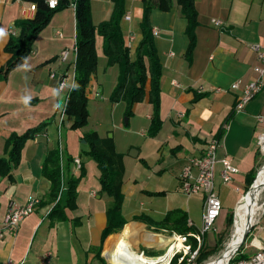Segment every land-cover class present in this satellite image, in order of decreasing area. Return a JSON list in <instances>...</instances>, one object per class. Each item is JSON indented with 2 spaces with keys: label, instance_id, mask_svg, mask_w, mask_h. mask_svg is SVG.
<instances>
[{
  "label": "crops",
  "instance_id": "0c3cea01",
  "mask_svg": "<svg viewBox=\"0 0 264 264\" xmlns=\"http://www.w3.org/2000/svg\"><path fill=\"white\" fill-rule=\"evenodd\" d=\"M59 1L66 2L67 6L56 12L37 35L24 61L0 80V158L8 157L5 140L10 133L22 134L43 126L34 138L25 142L19 162L12 165L11 176H0V264H109L108 245L118 239H123L132 253L165 250V241L176 232L171 224L166 228L158 224L169 212L178 211L186 223L190 221L191 232L202 225L204 198L184 196L178 175L187 160L201 156L213 138L219 139L214 188L222 208L230 212L236 209L248 187V177L257 170L260 161L257 137L264 133V86L240 112L233 110L240 91H231L230 86L237 80L244 85L254 78L252 67L256 64V55L250 45L264 40V0H195L197 25L189 57L186 20L176 1L173 0V8L168 12L151 11L149 23L151 31L158 30L152 36L161 64V126L154 136H148L152 106L147 98L133 106V115L124 122L127 129L116 125L123 134L113 141L115 151L122 157L121 214L125 224L103 242L101 233L111 198L100 192L95 162L85 155L88 146L82 141L91 131L100 138L111 137L108 132L102 134L88 124L71 130V119L64 117L61 121L63 110L55 107L67 99L69 90L65 88L61 97H56L53 89L58 88L62 75H67L68 85L71 71L74 80L75 62V0ZM29 4L33 3L0 0V28L6 32L0 39V68L11 57L5 52V46L11 36L19 34L17 23L26 19ZM90 4L94 25L108 20L112 9L110 0H90ZM141 18L142 0H127L121 28L126 44L132 38L131 53L141 40ZM212 19L220 20L221 26L215 27ZM95 49L97 67L86 88L88 105L95 95L108 100L119 75L116 65H107L100 36L96 37ZM64 50L67 56L63 61L60 53ZM26 94L32 97L27 106L21 101ZM111 107L117 110L118 118H126L122 102L111 103ZM223 123L227 129L222 133ZM54 148L64 157L80 158L84 175L86 172L77 188L75 208L66 210L67 219L63 221L49 218L50 182L41 175L45 156ZM132 149L137 151L135 157L129 155ZM223 158L229 159L237 169L226 184L220 175ZM86 162L90 166L88 171ZM70 173L79 174L73 164ZM29 198L38 200L35 210L19 223L13 235H2L3 216L9 205H22ZM214 234L213 231L205 235V245L212 244L210 238ZM106 240L108 245L104 249ZM252 240L264 247V211L255 223ZM255 250L247 244L240 254L248 258Z\"/></svg>",
  "mask_w": 264,
  "mask_h": 264
},
{
  "label": "trees",
  "instance_id": "16d2710c",
  "mask_svg": "<svg viewBox=\"0 0 264 264\" xmlns=\"http://www.w3.org/2000/svg\"><path fill=\"white\" fill-rule=\"evenodd\" d=\"M22 1L35 4L37 10L32 19H24L17 23L19 34L11 36L5 46V52L9 53L11 57L0 68V80L5 79L10 71L24 61L30 53L37 35L48 25L56 12L67 6L66 2L59 1L54 9H50L45 0ZM110 1L112 9L109 18L98 25L92 23L90 0L74 1L75 62L73 85H78V88L75 90L71 88L69 91L66 99L67 106L63 112L65 118L71 119L69 126L71 130H78L87 126L89 110L86 88L90 76L97 67L95 40L97 36H100L103 39V54L107 59V65H116L119 70L117 84L112 90L109 100L112 103L122 102L125 116L130 117L133 115V106L147 98L152 106L151 123L147 131L148 136L151 137L159 131L161 126L159 116L161 64L151 34L149 17L152 10L170 11L173 8V0H142V18L139 23L141 40L133 53H131L125 42L121 28V21L126 14L127 0ZM175 1L182 17L186 20V35L189 39L186 53L187 57H189L194 47V28L197 25L195 0ZM42 127L40 125L28 129L22 134L10 133L5 140V150L8 157L7 159L0 158V176H11L12 165H16L19 162L20 152L25 142L34 138ZM83 139L88 146L85 155L95 162L98 171L100 192L111 198L106 211V225L101 233V242H103L108 235L120 231L125 224L121 214L123 201L121 192L122 157L115 151L111 138H100L96 132L91 131L87 132ZM60 155L62 153L58 148L48 151L41 167V175L50 182L49 203L52 204V208L49 218L51 221L67 219L66 210L75 208L76 188L84 176L82 166L78 176L71 175L70 168L73 164V158L71 156L61 157ZM255 174L256 171L249 175L247 189L251 186ZM63 188H65V192ZM63 192L64 197H62ZM230 222L231 216L228 215L227 224H230ZM185 223L186 218L183 215L178 211H171L166 215L163 222L158 224V227L166 228V226L170 227L171 224L177 234H186L190 229L185 226ZM189 242H191L192 249H194L196 245L191 238H189ZM206 257L207 254L202 252L201 246L193 264H199ZM241 258L243 257L238 255L236 260ZM171 264H177V259L174 258ZM178 264L188 263L182 261Z\"/></svg>",
  "mask_w": 264,
  "mask_h": 264
},
{
  "label": "built area",
  "instance_id": "2783aa9c",
  "mask_svg": "<svg viewBox=\"0 0 264 264\" xmlns=\"http://www.w3.org/2000/svg\"><path fill=\"white\" fill-rule=\"evenodd\" d=\"M58 2L59 0H45V3L50 9H54L58 5ZM36 10L37 7L35 4H29V6L25 10L26 19H32L35 16ZM125 18L128 19V16H126ZM211 23L215 27H219L222 24L220 20L216 19H212ZM151 34L153 36L157 35L158 30L152 29ZM131 39L132 38H130V41ZM130 41L127 43L128 47L130 45ZM250 47L256 55V64L252 67L254 78L244 85H242V82L240 80H237L231 84V91H240V94L236 98L233 109L235 112L243 111L247 103L252 100L264 86V40L261 43L252 44L250 45ZM66 56V50L60 53V57L63 61L66 59ZM67 78V75H62L59 78L58 88L62 84L64 85L63 90L67 87ZM71 88L72 86L69 88V91L71 90ZM182 115L183 114H180V116ZM64 117L65 115L62 111L60 115L61 121ZM259 120H261V118H259ZM226 129L227 124L223 123L221 125L220 131L223 133ZM218 146V138L209 140L204 148L202 155L199 157L188 159L178 175L181 193L184 196L190 197L193 195H202L204 198V211L200 229L195 232L189 231L186 234L172 233L170 235L169 242L166 246V251L164 252V254L157 257H147L148 259H163L170 248L174 246L176 242H180L181 248L174 249L170 255L169 260L165 264H171L174 258L177 259V264L182 261H186L188 264H193L199 249L203 245V237L210 231H215L213 225L222 209L221 201L214 188V169L215 164L218 161L216 158ZM257 146L260 156H264V133L258 135ZM60 156L62 157V155ZM221 163L223 168L220 172V175L222 178V182L226 184L230 181L231 175L237 173V169L231 165L230 160L227 158H223L221 160ZM73 167L75 168V171H80V158H73ZM93 194L94 193H92V195ZM242 197L240 198V200L242 199ZM37 204L38 200L32 198H29L22 205H15L11 203L3 216L2 235H4L5 233L10 236L13 235L19 223L35 210ZM192 226V223L190 221H187L186 227L191 229ZM189 238H191L196 245L194 249H192V244L191 242H189ZM249 245L254 247L256 250L248 258H241L236 260L239 253L235 250L226 260L225 264H264V247L257 245L254 240H251L249 242ZM106 260L109 264H112L109 261L108 257H106Z\"/></svg>",
  "mask_w": 264,
  "mask_h": 264
},
{
  "label": "rangeland",
  "instance_id": "374dc122",
  "mask_svg": "<svg viewBox=\"0 0 264 264\" xmlns=\"http://www.w3.org/2000/svg\"><path fill=\"white\" fill-rule=\"evenodd\" d=\"M72 80H73V73L71 71L70 72V81L66 87L67 90H69V88L72 86ZM95 97L96 98L93 101H91V103H89V105H88V110L90 113V116L88 118L89 127L96 128L102 134H105L106 132H108L107 135L111 136L112 141H113V139H115L119 136L122 137L123 134L121 132H119V130L116 129L115 127H116V125H118L123 129H127L126 126L124 125V122H125L124 118L125 117H123V119L118 118L117 110H115L114 108L112 109V107H111L112 102L109 100V98H108V100H102L99 97V95H95ZM71 138L69 136L68 142H70ZM73 142L78 144L77 139H73ZM113 143H114V141H113ZM89 167H90L89 162H86V164H85L86 171H88ZM263 169H264V156H260V161H259V164L257 166V170H256V174L254 176V179H255V177H257L258 173L261 172ZM85 175H86V172H85ZM85 175L83 176L82 179L85 178ZM254 179H253L252 183L254 182ZM81 180L79 181L77 188L79 187ZM77 188H76V191L78 190ZM249 188L246 189L245 193L242 196H244L249 191ZM257 201H258L257 205L260 207H259V210L257 211V213L253 217V222L247 226L248 229H246L247 230L246 238L242 244H240L241 242L239 243L240 246H238L237 249L235 248L236 251L239 253V255H241L240 254L241 250H243L245 248V246L247 244H249V242L253 239V235H254V231H255V223L258 220V218L260 217V215L262 214V212L264 211V191H262L259 194ZM228 215L231 216L230 224H227ZM234 219H235V208L231 212L229 211L228 208H222L221 209L220 214L217 217V219L215 220L214 225H213V228L215 229V231H214L215 234L212 235V238H210L212 244H210V245L206 244L205 245V242L207 243V240L205 239L206 236L203 238L204 243L202 245V252H204V254H207V257L203 261H201L199 264L210 263L212 260L218 258L221 255V253L225 250L226 243L230 240V238L232 236ZM210 232L213 233V231H210ZM242 237H241V239H242ZM118 240H120V239H118ZM107 245L108 244L106 243L104 249L106 248ZM110 245H108V247ZM164 252H165V250L151 251L149 253H144V252L141 253V252L137 251L138 254L146 256V257H157L159 255H163ZM108 259L111 262V259L109 257H108Z\"/></svg>",
  "mask_w": 264,
  "mask_h": 264
},
{
  "label": "bare ground",
  "instance_id": "6f19581e",
  "mask_svg": "<svg viewBox=\"0 0 264 264\" xmlns=\"http://www.w3.org/2000/svg\"><path fill=\"white\" fill-rule=\"evenodd\" d=\"M262 191H264V169L258 173L254 180L253 187L241 199L235 209L232 236L226 243L225 250L218 258L212 260L208 264H225L229 256L237 249L247 226L253 222V217L259 210L260 206L257 205V200ZM168 242L169 240L165 241L166 244H168ZM109 245L110 246L107 248L106 254L111 259L113 264H165L169 260L172 251L176 248H181V243L176 242L163 259L157 260L148 259L146 256L134 252L132 253L129 250V246L127 247V244L123 241V239L118 240L116 243H109Z\"/></svg>",
  "mask_w": 264,
  "mask_h": 264
},
{
  "label": "clouds",
  "instance_id": "9594fccd",
  "mask_svg": "<svg viewBox=\"0 0 264 264\" xmlns=\"http://www.w3.org/2000/svg\"><path fill=\"white\" fill-rule=\"evenodd\" d=\"M5 35H6L5 30L0 28V39H2ZM25 66H26V64H25ZM63 88H64V85L62 84V85H60L59 88L53 89L54 95L56 97H61ZM72 88H73V90H75L78 88V85L74 84L72 86ZM31 99H32L31 95H28V94L21 97V101L24 103L25 106L30 104ZM66 106H67L66 100H62L61 102H59L55 105L57 110H64V109H66Z\"/></svg>",
  "mask_w": 264,
  "mask_h": 264
},
{
  "label": "water",
  "instance_id": "95a60500",
  "mask_svg": "<svg viewBox=\"0 0 264 264\" xmlns=\"http://www.w3.org/2000/svg\"><path fill=\"white\" fill-rule=\"evenodd\" d=\"M126 120H127V117L125 118V123H126ZM109 137H111V136L109 135ZM82 142L85 143V140H83ZM136 153H137V151L134 150V149H132V150L130 151L129 155L135 157ZM255 178H256V177H255ZM254 180H255V179H254ZM253 184H254V182L251 184L249 190L253 187ZM247 193H248V192H247ZM247 193H246V194H247ZM249 222H250V220H249ZM247 229H248V228H247ZM246 232H247V230H246L245 233L243 234V237H242V240H241V243H240V244H242L243 241L245 240V238H246ZM239 246H240V245H239Z\"/></svg>",
  "mask_w": 264,
  "mask_h": 264
}]
</instances>
